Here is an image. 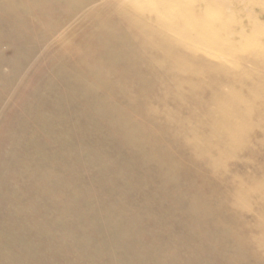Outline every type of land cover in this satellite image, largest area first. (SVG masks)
Wrapping results in <instances>:
<instances>
[{"label": "rangeland", "instance_id": "rangeland-1", "mask_svg": "<svg viewBox=\"0 0 264 264\" xmlns=\"http://www.w3.org/2000/svg\"><path fill=\"white\" fill-rule=\"evenodd\" d=\"M220 1L223 6L230 0ZM241 1L242 6L253 11L252 17L247 13L236 17L249 36L246 42H240L243 51L225 54L229 65L237 57L239 63L236 60L234 65H243L242 55L250 48V52L254 51L252 39L264 41L261 7L264 0ZM89 9L85 7L80 13L86 14ZM226 20L217 23L226 25ZM64 30L42 41L39 34L29 36L0 17V264H226L228 261V264H264V225L258 230L250 228L258 220L264 222V122L263 131L254 133L256 140L248 145L253 153L243 150L225 162L228 167L225 184L232 185L231 178L236 177V183L263 189V195L260 191L253 197L235 194L253 199H243L244 205H250L251 209L247 206L248 212L243 210L246 212H242L241 218L233 221L229 214L235 211L225 212L221 208L225 198L223 190L215 184L216 179L203 173L199 176L184 164H177L176 156H186L178 142L169 138L175 135L178 138L173 134L175 130L160 128V118L149 120L142 114L146 106L160 108L152 96V82H147L152 84L148 88L146 82L140 83L137 78L127 81L116 70L109 71L104 66L78 70L67 62L70 53H59ZM227 37L233 39L232 35ZM211 46L219 50L222 41ZM258 47L261 48L257 44L255 48ZM263 58L256 60L263 64ZM135 67H131L133 73L143 72L139 66ZM93 78L108 79L113 84H107L105 89L106 85L102 88L99 81L93 84ZM84 83L89 89L95 88L90 91ZM95 90L99 96L94 95ZM68 105L70 108L63 107ZM135 118L153 126L150 127L153 131L143 134ZM160 135L164 140L161 146L157 142ZM161 177L168 181L162 182ZM202 183L209 186L203 187ZM171 189L174 193H168ZM213 193L220 199L212 197ZM236 236L242 243L239 246L234 242ZM254 239H259L262 247ZM251 243L259 244L257 250Z\"/></svg>", "mask_w": 264, "mask_h": 264}, {"label": "bare ground", "instance_id": "bare-ground-1", "mask_svg": "<svg viewBox=\"0 0 264 264\" xmlns=\"http://www.w3.org/2000/svg\"><path fill=\"white\" fill-rule=\"evenodd\" d=\"M223 1L225 3V0ZM240 1L241 0H230L228 3L221 6L220 4L222 2L220 0L219 2L214 0H176L173 3H167L164 2V0H0V17L8 19L12 28L21 29L29 36L39 34L42 41L49 39L53 33L56 34V32L65 29L63 32L65 38L60 41L59 45L61 46V50L59 53H70L71 57L67 62L80 71H90L99 66H104L109 71L116 70L118 75L125 76L124 79L127 81H132L133 78H137L140 83H142L141 81L146 83L152 82L154 85V91H151L152 96L156 97L155 100L159 103L160 108L145 105L146 107H144L142 114L149 120L160 118V128H171L173 131L175 130L173 134L176 133L178 138L176 135L169 138H171L173 142H178L179 147L185 151L186 156L184 158L176 156L175 160L177 159V164H184L193 173L199 176L200 173H203L216 179L215 184L218 188L220 187L223 190L222 192L225 198L221 203V208L225 209V212L226 210L235 211L234 214H229V218L235 221L241 218L242 212L244 213L247 211L246 208L248 205H244L243 199H253H249L248 197L243 198L241 196L236 197L235 194H239L240 192L241 195L253 197L257 192L261 191L262 193L264 189L261 190L260 187L255 185L246 187L240 182L236 183V177H232V180L230 179L232 185L228 183L225 184V180L227 179L226 174L228 172L226 170L228 167L225 166L226 160L231 159V157H236L235 155L243 150L248 153H253V148L248 145L251 144V140H256L253 137L254 133L264 130L261 131V126H263L262 123L264 122V58L263 64L256 60L257 57L264 56V41L255 42V40L252 39L251 43L254 42L255 44L253 46L256 47L258 44L261 48L258 47L259 49H256L253 47L254 51L251 50L250 52V48L249 52H243L244 54L241 57L242 66H240L241 64L234 65L238 57L234 62H231L233 63L232 65H229V61L226 60L225 56V54L228 55L229 53H238L240 50L243 51L240 47V42L245 41L247 36H249L245 35L241 28V21L239 22L236 17L240 13H247V16L252 17L250 14L253 13V11L245 7V5L242 6L239 3ZM238 4L242 7L240 8ZM85 7H90L89 11L86 14H81L80 12ZM261 7L264 8V2H261ZM221 19H228V21L226 20L228 24L218 25ZM239 20L242 19L240 18ZM231 21L232 23L230 24ZM237 26L242 30H236L235 27L237 28ZM256 26H258V24ZM250 28L252 29V27ZM251 29H249L250 32ZM250 32L248 33L250 34ZM210 35L212 39H210ZM227 35H232L233 39H228L229 36L227 37ZM257 37H259V35H257ZM219 41H222L221 49L218 48L219 50L215 51V49L211 48L213 47L211 45ZM243 47L248 49L249 46L246 47L245 45ZM247 49H244V51ZM231 61L233 60L231 59ZM134 65H137V67ZM132 66L135 68L140 67L143 69V72L133 73L131 71ZM82 79H84V77ZM65 80H67V77ZM98 81L99 85H106L105 89L108 86L107 84L112 83L108 79H92L93 84ZM79 83H81V80ZM120 83H122V81ZM146 83H143V85ZM63 84L64 82L62 85ZM86 84L87 83H84L83 86ZM150 84L147 83L148 88ZM52 85L53 84H51V86ZM76 85H74L73 88ZM104 85L102 88H104ZM54 86L55 85H53V87ZM77 86L74 88L75 92H77ZM89 87L90 86L87 87L86 85V89L90 91H93L95 88L91 87V89H89ZM98 87L99 86L96 88L99 90ZM123 87L125 86L123 85ZM70 88L69 90L72 91ZM115 88H117L116 85ZM126 88H124V90ZM118 89L119 87L116 90ZM145 90L147 89L145 88ZM95 91L94 95L95 93L97 94V90ZM91 94L89 93V95ZM57 97L61 98V96ZM95 98L94 96V99ZM101 98H103V96ZM101 98L98 99L100 100L99 102L102 101ZM64 99L61 100L63 101ZM69 99L67 100L69 101ZM80 99L81 101L83 100L82 98ZM72 100L73 99H71V101ZM77 100L79 99L77 98ZM110 100L112 101L111 98ZM132 102L130 101V103ZM107 103L110 104L109 102ZM59 105L60 104H57V106ZM69 105L68 107H63L70 108ZM98 105H100V103ZM133 106L134 105H132V108ZM105 107L104 105V110ZM97 108L99 110V106ZM35 109L37 110L36 107ZM110 109L108 111H110ZM31 110L36 111L34 109ZM117 110L114 111L115 114L118 112ZM123 110L125 111V109ZM129 110H131L130 107ZM125 112H127V110ZM94 113H96V111H94ZM103 113H105V111H103ZM106 114L104 115L105 117ZM112 115L110 116L112 117ZM119 115L121 114L119 113ZM88 116H90V114H88ZM113 116V118H117L115 115ZM139 116L137 113V117ZM98 117H96V119ZM127 120H129V117H127ZM146 121L148 120L146 119ZM135 124H137V127L139 126L141 132L144 130L143 134L145 131H153L150 128L153 126H149L144 121L136 120ZM184 135H189L191 138L185 139V137H182ZM179 137L180 140H178ZM163 141V136H158L157 142L160 143V146L163 144ZM134 143L137 142L135 141ZM167 145L170 146L169 144ZM164 149L166 150V147H164ZM182 153H180V155ZM171 155L175 156L173 153ZM213 155H215V158H213ZM239 157H237L238 160ZM234 170L236 169L234 168ZM251 174H253V172ZM201 176L203 177V175ZM162 179V182L168 181L166 179L164 181V178ZM175 179L178 180L180 178L178 177L177 179L176 177ZM176 180L173 181L176 182ZM202 180L204 181L205 179ZM206 183H208L207 180ZM234 184L235 187L233 186ZM206 186L209 185L205 184L203 187ZM171 191L174 193L172 189L169 190L168 193H171ZM261 195H263V193ZM217 196L219 197V195H212V197L215 198ZM218 199H220V197ZM246 203L249 204V202ZM249 209L251 208L249 207ZM244 221L245 220H241L242 223H244ZM263 225L264 222L258 220L250 228L257 229ZM242 226L244 227L246 225L242 224ZM252 235L255 236V233H252ZM251 236L247 239H251L253 237ZM260 238H262V236H259V239ZM259 239L258 241H260ZM254 240L257 241V239ZM234 242L238 246L242 244L240 238L237 236L234 237ZM258 243H251L256 250L258 245L260 244L261 246L262 244L261 241L259 244ZM205 245H207V243ZM262 253L263 252L260 254L262 255ZM234 254L237 253H233V255ZM234 259L237 261L236 257ZM261 260L262 259H260V261ZM228 262L230 263V261ZM228 262L226 264H228Z\"/></svg>", "mask_w": 264, "mask_h": 264}]
</instances>
